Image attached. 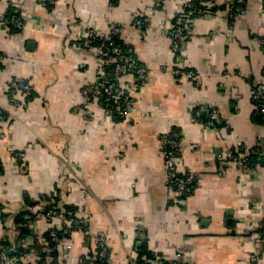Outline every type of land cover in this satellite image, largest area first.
<instances>
[{
	"label": "crops",
	"instance_id": "1",
	"mask_svg": "<svg viewBox=\"0 0 264 264\" xmlns=\"http://www.w3.org/2000/svg\"><path fill=\"white\" fill-rule=\"evenodd\" d=\"M189 1L0 0V15L13 12L9 20L23 22L16 33L12 23L0 25V109L7 115L0 120V241L31 246L29 264L37 261L34 238L44 246L43 234L59 225L43 215L56 202L74 208L87 227L61 241L58 264H87L100 238L107 264L144 251L156 264H176L177 254L187 264H264V162L245 170L232 154L264 140L253 98L264 96V0H245L236 16L228 11L234 0L204 3L209 10L175 52L169 32ZM111 26L121 28L120 40L147 71L128 120L81 94L97 66L94 49L79 42ZM13 80L31 87L23 106L11 103ZM212 108L222 122L208 128ZM172 132L179 134L178 170L196 177L185 198L174 196L165 168L162 141ZM26 210L33 217L16 225ZM23 226L29 233L21 238Z\"/></svg>",
	"mask_w": 264,
	"mask_h": 264
},
{
	"label": "built area",
	"instance_id": "2",
	"mask_svg": "<svg viewBox=\"0 0 264 264\" xmlns=\"http://www.w3.org/2000/svg\"><path fill=\"white\" fill-rule=\"evenodd\" d=\"M244 0H234V3L230 5L228 11L229 16H236L243 10ZM238 5V6H237ZM188 12L182 13L177 17L176 23L171 26L169 32L172 50L177 52L180 50L181 41L188 36L191 32L192 21L200 16H203L206 11L197 9L191 5L190 2L186 3ZM12 23L17 29L23 28V22L19 17L12 16V20L6 18L5 15H0V25H7ZM135 26L141 27L144 25V21L141 18H137L134 21ZM121 34V28L117 26H111L109 31L104 34H98L90 30L86 33L85 37L80 40L79 46L82 49H94L95 62H96V75L94 80L86 83L81 88L82 97L90 103H95L105 110L107 115L111 117H119L120 119L128 120L136 112V100L134 97L135 90L143 85L147 79V71L141 66L133 53L131 47L123 48L117 44L112 38L113 36L119 37ZM102 40L99 46L94 47V41L96 39ZM2 57L0 56V63ZM111 66L108 70V66ZM180 71L175 70V74H179ZM190 78L195 77V73L191 71L185 72ZM9 95L11 97V103L15 106H23L26 98L31 92V87L24 81L13 80L9 84ZM254 100H259L257 103L258 112L261 115L264 122V96L260 98V95L253 94ZM18 100L19 102H17ZM107 104V106H106ZM4 112L0 109V120H5ZM5 113V112H4ZM199 115L196 113L192 121L198 120ZM221 118L219 111L216 108L209 110V117L205 121V125L208 128H213L221 124ZM164 146L165 155V168L167 172L168 182L172 188L173 194L178 198H185L189 196L195 187L196 177L192 174L182 173L177 168V160L179 158V134L172 132L162 141ZM259 149L255 152L256 159L261 160L264 158V140L258 142ZM236 155L233 160V164L249 170L252 168V164L249 161V153L237 149L232 152ZM14 157L17 160H22L25 157L23 151L14 152ZM221 158V156H219ZM46 218H59L58 226L51 227L49 237L51 242L56 244V251L61 241L65 237H69L74 230L87 229L85 223L79 218L66 220L62 217H54L51 212L45 214ZM258 230L264 241V219L258 222ZM12 247L0 246V264H29L25 256H15L17 244L12 242ZM46 246V243L45 245ZM47 247V246H46ZM62 253L64 256H68L70 251V245H64ZM37 261L33 264L38 263ZM176 264H187L185 259L180 254L176 255ZM108 250L106 243L102 238L98 239L97 250L94 253V257L89 259V264H107ZM258 258L253 255L250 257L251 263H256ZM39 264V263H38ZM126 264H156L153 260L146 257L139 259H130Z\"/></svg>",
	"mask_w": 264,
	"mask_h": 264
},
{
	"label": "trees",
	"instance_id": "3",
	"mask_svg": "<svg viewBox=\"0 0 264 264\" xmlns=\"http://www.w3.org/2000/svg\"><path fill=\"white\" fill-rule=\"evenodd\" d=\"M212 0H191V1H189L190 3H191V5L193 6V7H195V8H197V9H201V10H205V11H207V10H209V8L206 6V5H204V3H206V2H211ZM245 1V0H244ZM238 6V5H237ZM184 11L185 12H188V10H187V8L185 7V9H184ZM11 14H13V12H9L8 13V15H6V18L7 19H9V18H11ZM14 16V15H13ZM19 31V29H17V28H15V27H12V26H10V32L11 33H16V32H18ZM117 44H119L120 46H122L123 48H127V47H129L128 45H125L121 40H120V38L119 37H117V36H113V38H112ZM102 42V40H100V39H96L95 41H94V44H93V46L94 47H96V46H99L100 45V43ZM263 46V49H264V44L262 45ZM81 48V47H80ZM140 64V63H139ZM110 65L108 66V70L110 69ZM29 98H27V100H28ZM106 106H107V104H106ZM2 114L3 115H5V119H6V113H4V112H2ZM259 149V147L258 146H256L252 151H250V153H249V161H250V164H254V162L257 160L256 158V154H255V152L257 151ZM260 162H264V158L263 159H261V160H259ZM0 172H1V170H0ZM58 204V202H56L53 206H48V208H46V209H44L45 211L43 212V215H45L47 212H51L52 213V215L54 216V217H62V218H65L66 220H69V219H74L75 217H73V216H75V215H73V211H74V208H72L71 206H63V208H61L62 207V205H61V207L59 208V205H57ZM32 205H34V204H32ZM31 204H28V206H32ZM23 216H27V217H30V219L33 217V215H32V213H30L29 211H23V212H21V213H19L18 215H16V217H15V224L16 225H24V223L26 222V219H27V217L26 218H23ZM55 219V218H54ZM47 220H49V221H51L52 220V218H47ZM21 231H22V233H21V238H23V236L25 235V234H27V233H29V231H28V229H26V227L25 226H23V227H21ZM65 238H68V236L67 237H65ZM19 240H20V238H19ZM43 240H44V242L46 243V246H43L41 243H39L38 241H36V239L34 238V242H35V247H34V251L35 252H37V256H38V263L39 264H58V251H56V249H55V247H56V244L55 243H53V242H51V239H50V237H49V232L47 231V232H45L44 234H43ZM16 244H17V248H16V253L14 254L15 256H20V255H22V256H25V254H27V253H29L31 250H30V248H31V246L30 247H26L25 245H24V242L23 241H18V242H16ZM41 244V245H40ZM0 246H2V247H5V248H7V247H12L13 246V244L11 243V242H8L7 240H1L0 241ZM44 249H47L48 250V252L47 253H45V252H42ZM146 257V258H148V259H150V260H154V257H153V255L151 254V253H148L147 251H144L142 254H141V257ZM94 257V256H93ZM141 257H139V258H141ZM138 258V259H139ZM37 263V264H38ZM87 264H89V262H87Z\"/></svg>",
	"mask_w": 264,
	"mask_h": 264
}]
</instances>
